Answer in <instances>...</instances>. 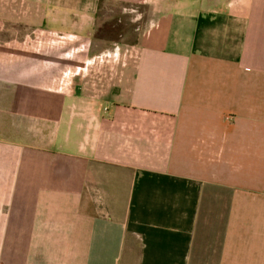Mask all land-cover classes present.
<instances>
[{
	"label": "crops",
	"instance_id": "0c3cea01",
	"mask_svg": "<svg viewBox=\"0 0 264 264\" xmlns=\"http://www.w3.org/2000/svg\"><path fill=\"white\" fill-rule=\"evenodd\" d=\"M0 264H264V0H0Z\"/></svg>",
	"mask_w": 264,
	"mask_h": 264
},
{
	"label": "rangeland",
	"instance_id": "374dc122",
	"mask_svg": "<svg viewBox=\"0 0 264 264\" xmlns=\"http://www.w3.org/2000/svg\"><path fill=\"white\" fill-rule=\"evenodd\" d=\"M113 24L115 25V23L113 21H109L107 24H104L99 29L98 34L103 35V36H107V37H114L117 32H119V31H121V29H123V26L119 22L116 24V26H112ZM117 29H118V31H116Z\"/></svg>",
	"mask_w": 264,
	"mask_h": 264
},
{
	"label": "trees",
	"instance_id": "16d2710c",
	"mask_svg": "<svg viewBox=\"0 0 264 264\" xmlns=\"http://www.w3.org/2000/svg\"><path fill=\"white\" fill-rule=\"evenodd\" d=\"M99 32V31H98Z\"/></svg>",
	"mask_w": 264,
	"mask_h": 264
}]
</instances>
